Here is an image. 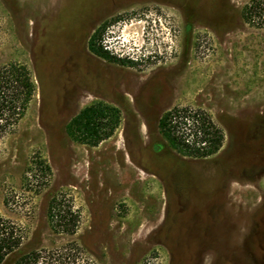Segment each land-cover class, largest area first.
Returning a JSON list of instances; mask_svg holds the SVG:
<instances>
[{"label":"rangeland","instance_id":"1","mask_svg":"<svg viewBox=\"0 0 264 264\" xmlns=\"http://www.w3.org/2000/svg\"><path fill=\"white\" fill-rule=\"evenodd\" d=\"M249 2L0 0V65L25 63L36 84L0 138V210L24 230L21 252L76 243L79 264H264V25L243 18ZM95 101L122 119L92 147L64 127ZM175 106L223 129L215 155L161 143L158 120ZM38 157L52 175L35 193L22 181ZM60 191L81 213L73 235L48 222Z\"/></svg>","mask_w":264,"mask_h":264},{"label":"trees","instance_id":"2","mask_svg":"<svg viewBox=\"0 0 264 264\" xmlns=\"http://www.w3.org/2000/svg\"><path fill=\"white\" fill-rule=\"evenodd\" d=\"M262 16L264 18V0H250L243 9V18L258 26L264 25ZM105 24L102 23L96 33ZM95 52L125 66L137 64L133 59L110 54L103 46H99ZM35 91V80L25 63L9 62L0 65V138L14 130L24 118ZM121 119L122 112L118 107L95 101L74 114L64 129L73 141L95 147L115 133ZM157 129L161 143L181 156L192 159L215 155L225 140L223 129L207 111L190 106H175L164 112L158 120ZM34 164L36 167L25 169L22 182L26 188L39 193L48 185L52 169L41 157ZM47 218L53 232L73 235L78 230L81 213L72 196L66 191H60L49 200ZM24 239L22 227L4 216L0 210V264H4L12 255L15 258L11 264H79L80 258L75 254L79 250L76 243L55 251L34 249L21 252Z\"/></svg>","mask_w":264,"mask_h":264}]
</instances>
